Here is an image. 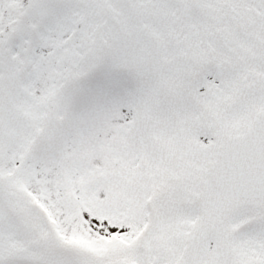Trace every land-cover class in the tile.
Segmentation results:
<instances>
[{"label": "snow or ice", "instance_id": "1", "mask_svg": "<svg viewBox=\"0 0 264 264\" xmlns=\"http://www.w3.org/2000/svg\"><path fill=\"white\" fill-rule=\"evenodd\" d=\"M0 264H264V0H0Z\"/></svg>", "mask_w": 264, "mask_h": 264}]
</instances>
